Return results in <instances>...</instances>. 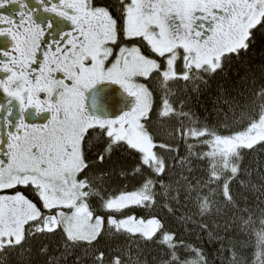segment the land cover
<instances>
[{"label": "snow or ice", "instance_id": "1", "mask_svg": "<svg viewBox=\"0 0 264 264\" xmlns=\"http://www.w3.org/2000/svg\"><path fill=\"white\" fill-rule=\"evenodd\" d=\"M164 9L160 0H0V264H23L34 251L51 261L61 245L99 243L106 226L119 235L128 232L118 227L128 221L158 219L136 213L147 204L141 192L147 190L146 179L115 191L105 186L102 196L95 197L100 201L96 212L86 195L95 186L88 172L98 169L103 181L102 166L122 156L121 147L136 158L127 169L129 179L150 171L143 150L134 144L132 124L138 119L136 131H147L144 122L151 119L155 100L146 115L136 117L139 109L132 103L125 106L123 97L135 101L138 93L126 89L123 81L155 96L153 87L168 83L169 64L175 78L196 70L207 75L204 68L215 75L225 60L247 52L258 33L264 37V0H194L187 14L166 16ZM132 15L137 19L130 29ZM164 27L176 44L171 51L156 44L165 36ZM181 39L204 45L213 54L201 62L197 50L185 48ZM225 39L232 42L217 48ZM174 52L181 53L179 63L172 60ZM141 61L156 67L146 71L139 67ZM101 87L102 102L112 110L111 121L103 124L89 122L81 107L86 90ZM77 152L82 166L73 182L65 169ZM77 187L85 195L73 199ZM69 214L99 230L91 239H73L60 219ZM169 251L168 258L180 259L175 245ZM93 259L103 264L104 253ZM79 260L76 256V264Z\"/></svg>", "mask_w": 264, "mask_h": 264}, {"label": "trees", "instance_id": "2", "mask_svg": "<svg viewBox=\"0 0 264 264\" xmlns=\"http://www.w3.org/2000/svg\"><path fill=\"white\" fill-rule=\"evenodd\" d=\"M142 62L146 70L148 62ZM203 73L207 75L196 70L175 78L171 72L165 78L168 83L153 87L152 98L149 94L150 107L154 100L155 106L144 126L158 157L156 163L143 156L150 171L144 169L142 177L129 179L127 169L136 158H129L121 147L123 155L102 166L103 181L98 169L87 174L95 185L86 194L92 197L93 212L99 210L95 197L102 196L105 186L115 191L122 184L132 187L142 179L149 181L146 192L141 189L146 207L136 213L158 219L143 224L148 228L145 234L119 236L106 226L97 244L61 245L51 261L34 251L23 264H76V256L79 264H97L93 256L101 251L103 264H264V138L249 147L239 146L230 161L224 148L229 137L264 111V37L258 33L247 52L225 60L215 75L208 68ZM195 132L201 136L195 138ZM94 143L95 134L89 140ZM217 148L224 150V156ZM216 157H224V170ZM155 222L162 225L159 235ZM49 239L55 248V239ZM173 245L180 259L168 258Z\"/></svg>", "mask_w": 264, "mask_h": 264}, {"label": "rangeland", "instance_id": "3", "mask_svg": "<svg viewBox=\"0 0 264 264\" xmlns=\"http://www.w3.org/2000/svg\"><path fill=\"white\" fill-rule=\"evenodd\" d=\"M194 0H160L162 4H164L166 7L177 10V9H183L184 13H188V10L192 7V2ZM170 5V7H169ZM136 17L133 15L130 16L129 18V24L131 26H135L136 24ZM161 21V19H160ZM143 23V22H142ZM162 23V22H161ZM131 29L132 27L129 26ZM166 30V27L163 28ZM162 29V30H163ZM163 30V31H164ZM246 30V29H245ZM165 32V31H164ZM166 36V34H165ZM164 36V37H165ZM164 37L162 38L161 42L164 41ZM226 43H231L232 41L230 40H225ZM225 44V43H224ZM227 50V49H224ZM210 55H212V51H208ZM209 55V56H210ZM174 56V55H173ZM173 60V57H172ZM153 63L148 62L147 63V69L146 71H151L154 67ZM139 67H142L144 69L143 62L140 63ZM145 70V69H144ZM173 72L171 68V64H169L168 73ZM185 73V72H184ZM106 78V77H105ZM131 82L129 81H123V86L126 89H135L137 92L138 89L141 91V94H138L137 96L139 97V103L138 105L134 108L139 109V111L136 112V117L140 115H146L148 113V109L150 107V100H149V93L144 90L143 88H138L134 84H130ZM138 93V92H137ZM82 106V104H81ZM82 111L84 116L89 122H96V123H109L111 120H104L99 118L98 116H91L88 112V110L85 108V106H82ZM252 124H250L248 127H246L242 132L238 133L236 136H231L228 138L227 143L225 144V149L228 152V158L227 161H230L233 159L232 156H234L237 152V149L241 145L242 147H249L257 142L261 141L264 138V111L262 114L254 121H251ZM139 121L138 119H134V122L132 124L133 130H134V144L136 147L140 148L143 150L145 157L148 159V161L153 162L156 161V153L154 151L153 145L150 142V135L146 131L144 133H141L139 131H136V124H138ZM194 137L197 138L198 136H201L198 133H194ZM223 146H224V140H222ZM217 145L216 143H214ZM218 154L224 156V150L217 148ZM216 161L223 166L224 170V157H216ZM81 161L79 159V153L77 152V156L75 160L69 162L67 168L65 170L70 172V179L74 182L77 179V173L79 171V168L81 167ZM159 167L161 168L162 165L159 164ZM82 193L80 192V188H76V192L73 194V199L76 198V195ZM119 206V205H117ZM63 221H64V227H66L69 231V234L72 236L74 239H91L95 234L96 231L99 230L98 226H92L88 224V221L85 219H82L81 217L78 216H73L71 214L63 216ZM121 228H127L128 232L132 233H139V234H145L146 229H148L145 225L141 223H133L131 221H128L125 224L120 225ZM154 227H157L156 222L153 225ZM107 228V227H106ZM108 230V229H107ZM143 236V235H141ZM166 239H169V237H165Z\"/></svg>", "mask_w": 264, "mask_h": 264}, {"label": "flooded vegetation", "instance_id": "4", "mask_svg": "<svg viewBox=\"0 0 264 264\" xmlns=\"http://www.w3.org/2000/svg\"><path fill=\"white\" fill-rule=\"evenodd\" d=\"M173 11L174 10H170V9L166 10V11L164 10V15L166 16L169 12H173ZM237 11H240V9L238 8ZM244 11L247 12V9H244ZM174 12H177V11H174ZM256 16L258 17L259 13H256ZM161 19L163 20V16L161 17ZM239 27L240 26L238 24L233 26V37H232V39H235V36L238 34ZM165 34H166V36L164 37V39H165L166 43L165 44H159L157 46L162 51H171L172 48L176 47V44H175V42L173 40H171V33L168 31L167 27H166V30H165ZM225 40H227V39H225ZM225 40L222 41V42H219L216 45V47L217 48H222L223 44L226 43ZM181 43L184 44L185 48H187V49L197 50L198 55H199V57L201 59V62H203V60L205 58H207L208 55H209L208 51H210V50L207 49L204 45L197 46L194 41H188L186 39H181ZM173 55H177V56L180 57L181 53L174 52ZM179 57H175L174 58V60H176L177 63H179V59H178ZM89 95H90V93L86 90L85 94L83 95V98L81 99L82 106L83 107L85 106V108L88 110V112H90V109H89V106H88ZM30 211H31V209H26V212H30ZM60 219L62 220V217Z\"/></svg>", "mask_w": 264, "mask_h": 264}, {"label": "water", "instance_id": "5", "mask_svg": "<svg viewBox=\"0 0 264 264\" xmlns=\"http://www.w3.org/2000/svg\"><path fill=\"white\" fill-rule=\"evenodd\" d=\"M104 93V88H97V90L93 91L89 100V105L91 110L97 115L103 118H111L112 110L109 109L103 102L102 97ZM123 95V94H122ZM132 103L133 107L137 104V98L135 101H130L127 96L123 97V104L126 106L127 104Z\"/></svg>", "mask_w": 264, "mask_h": 264}, {"label": "bare ground", "instance_id": "6", "mask_svg": "<svg viewBox=\"0 0 264 264\" xmlns=\"http://www.w3.org/2000/svg\"><path fill=\"white\" fill-rule=\"evenodd\" d=\"M144 198V197H143ZM148 198V197H147ZM151 199V198H150ZM164 205V204H163ZM120 236V235H119ZM172 237V236H171ZM146 244V243H145ZM184 251V250H183ZM191 258V257H190ZM193 258V257H192ZM116 259V258H115Z\"/></svg>", "mask_w": 264, "mask_h": 264}]
</instances>
